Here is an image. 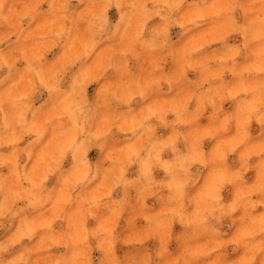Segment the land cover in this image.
Listing matches in <instances>:
<instances>
[{"label": "rangeland", "instance_id": "obj_1", "mask_svg": "<svg viewBox=\"0 0 264 264\" xmlns=\"http://www.w3.org/2000/svg\"><path fill=\"white\" fill-rule=\"evenodd\" d=\"M0 264H264V0H0Z\"/></svg>", "mask_w": 264, "mask_h": 264}]
</instances>
